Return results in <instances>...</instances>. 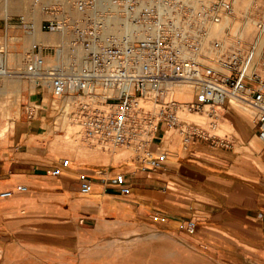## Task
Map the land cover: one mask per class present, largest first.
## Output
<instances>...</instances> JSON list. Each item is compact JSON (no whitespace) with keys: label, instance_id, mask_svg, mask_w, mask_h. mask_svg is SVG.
Wrapping results in <instances>:
<instances>
[{"label":"built area","instance_id":"obj_1","mask_svg":"<svg viewBox=\"0 0 264 264\" xmlns=\"http://www.w3.org/2000/svg\"><path fill=\"white\" fill-rule=\"evenodd\" d=\"M234 15L231 0H30L16 20L4 18L0 82L13 74V45L22 42L17 29L30 38L52 32V43L32 41L16 73L50 94L51 112L85 141L131 150L142 169H158L168 159L166 150L152 146L161 130L164 137L176 129L185 149L195 141L229 147L203 122L182 116L206 114L214 128L229 99L239 97L257 110L256 131L264 142V9L254 19L251 40L240 28L217 36L216 28ZM180 81L190 84V100L174 97L173 84ZM35 111L28 105L29 118ZM70 164L63 158L51 174L62 175ZM98 177L131 192L125 173L112 178L102 170ZM93 180L81 173L80 191L91 192ZM14 193L5 190L0 197ZM182 227L194 231L195 222Z\"/></svg>","mask_w":264,"mask_h":264},{"label":"crops","instance_id":"obj_2","mask_svg":"<svg viewBox=\"0 0 264 264\" xmlns=\"http://www.w3.org/2000/svg\"><path fill=\"white\" fill-rule=\"evenodd\" d=\"M4 30L3 18L0 39ZM30 87L28 82L19 109L0 116V192L15 191L0 197V264L28 257V240L16 234L27 227H71L87 246L122 238L119 247L131 251L120 264H264V156L262 173L239 179L201 143L185 149L180 135L170 144V131L163 137L161 130L152 145L168 152L161 168L144 170L134 159L123 167L71 158L62 175L53 176L59 157L45 159L32 146L34 135L47 132L51 95ZM28 105L36 106L34 118L28 117ZM9 120L19 123L6 128ZM102 170L112 178L125 173L131 192L104 184ZM81 173L94 179L89 193L80 191ZM21 185L27 190H17ZM189 221L194 231L182 227Z\"/></svg>","mask_w":264,"mask_h":264},{"label":"rangeland","instance_id":"obj_3","mask_svg":"<svg viewBox=\"0 0 264 264\" xmlns=\"http://www.w3.org/2000/svg\"><path fill=\"white\" fill-rule=\"evenodd\" d=\"M231 1L235 15L217 36H224L227 31L234 32L240 28L243 35L251 40L255 33L254 19L263 11L264 0ZM29 7L30 0H9V5L7 0H0V19L14 17L16 20L17 16L25 13ZM42 16L41 13H38L39 19ZM41 36L50 39L56 38V34L52 32L42 33ZM15 37L22 38V42L28 41L26 50L31 46V38L23 35L21 29L16 30ZM20 49L22 48L20 47ZM20 49L12 50L11 53L10 66L13 74L2 78L0 82V116L3 117H10L11 108L19 109L23 100V89L28 85V82L31 83L30 80L16 73L22 65ZM3 82L4 84H2ZM5 84L7 86L4 87ZM30 88L34 90L33 83ZM174 97L181 101L192 98L181 97L176 93ZM237 102L238 106H235L228 101L221 109L220 118L214 128H211L212 120L206 114L185 113L182 117L201 121L211 133L225 141H230L229 147L213 146L210 142L195 141L198 144L201 143L202 149L207 151L211 157L223 162L226 167L230 166L234 171L233 174L239 179L251 175L256 177L263 172L262 158L264 156V142L256 131L257 110L247 101L240 99ZM240 105L246 106L250 111L247 112ZM18 123V121L9 120L6 128L16 127ZM45 125L44 131L47 130V132L39 136L34 135L32 142L35 150L37 149L38 153L43 154L45 159L52 160V156L57 155L59 162L63 158H74L78 162L87 161L90 163L109 164L113 161L120 163L123 167L132 163L129 162L133 158L131 150L115 148L113 145L103 148L98 141H85L67 120H57L55 112L46 119ZM174 134L180 135L176 129H172L168 135L170 144H174L178 140L173 137ZM180 137L181 143H183L182 136L180 135ZM27 229V231L24 229L22 232L18 231L16 234L18 238L21 237L19 234H22L24 236L22 238L28 240L26 249L28 257L25 256L23 261H20L21 258L18 256L10 264H120L123 257L131 251L129 246L120 248L122 238L114 237L100 242L101 244H88L89 246H87L86 243L79 242L77 234L75 235L71 227H27ZM133 238L134 236L130 235L124 239L127 243ZM18 250L20 251V249Z\"/></svg>","mask_w":264,"mask_h":264},{"label":"bare ground","instance_id":"obj_4","mask_svg":"<svg viewBox=\"0 0 264 264\" xmlns=\"http://www.w3.org/2000/svg\"><path fill=\"white\" fill-rule=\"evenodd\" d=\"M203 1L204 0H192V2H194V3L196 2V4L201 3ZM7 3L9 5V0H7ZM229 20H230L229 18H226L225 21L221 24V26H219L218 28H216V31L219 32L220 30H222V28H224L226 25H228ZM21 39L22 38H20L19 40H21ZM31 40L32 41L33 40L40 41V42L45 43V44L52 43V42L55 41V39H50V38H46L44 36H41L40 33L39 34H36L33 38H31ZM21 43H19V42L18 43H15L13 45V48H16V50L20 49V47L22 48V49H20V54H21V57L23 59V57H24V50H26V48H27L28 41H25L24 40ZM20 44H21V46H20ZM172 90H173V93L174 94L176 93L177 95H179L181 97H187V96L188 97H192V88H191L190 84H188V83H186L184 81H180V82L174 83ZM234 99H237V100H234ZM240 99L241 98H239V97H231L229 99V102L232 103L235 106H238V102L237 101H240ZM241 100H244V99H241ZM244 101H246V100H244ZM240 106L243 109H245L247 112L250 111L249 108H247L246 106H243V105H240ZM6 127H8V126H6Z\"/></svg>","mask_w":264,"mask_h":264}]
</instances>
